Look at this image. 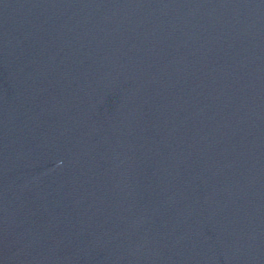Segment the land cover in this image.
Here are the masks:
<instances>
[{
  "label": "water",
  "instance_id": "1",
  "mask_svg": "<svg viewBox=\"0 0 264 264\" xmlns=\"http://www.w3.org/2000/svg\"><path fill=\"white\" fill-rule=\"evenodd\" d=\"M0 264H264V0H0Z\"/></svg>",
  "mask_w": 264,
  "mask_h": 264
}]
</instances>
